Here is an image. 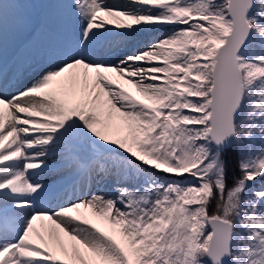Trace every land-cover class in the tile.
Listing matches in <instances>:
<instances>
[{"label": "snow or ice", "instance_id": "snow-or-ice-1", "mask_svg": "<svg viewBox=\"0 0 264 264\" xmlns=\"http://www.w3.org/2000/svg\"><path fill=\"white\" fill-rule=\"evenodd\" d=\"M25 7L0 0V44L15 47L0 87L19 82L33 46ZM43 7L49 63L0 95V264H264V0ZM162 28L144 50L97 56ZM49 160L70 189L40 182ZM93 180L115 197L86 193ZM61 190L73 198L53 208Z\"/></svg>", "mask_w": 264, "mask_h": 264}, {"label": "bare ground", "instance_id": "bare-ground-1", "mask_svg": "<svg viewBox=\"0 0 264 264\" xmlns=\"http://www.w3.org/2000/svg\"><path fill=\"white\" fill-rule=\"evenodd\" d=\"M22 3L26 5L24 11L27 18L31 22L32 36H33V46L25 54V61L19 65V71L21 73L19 82L15 80H10L9 85L4 88L0 87V95L8 96L15 94L21 89L23 83H31L33 79L37 78L41 72L45 69L46 65L49 63L44 57V52L40 50L44 47L48 34L47 32L40 31V22L46 13L49 14V19L52 17L50 15V10L43 7L45 4L54 2V0H21ZM122 2V0H109V3ZM161 31V32H159ZM171 28H162L153 30V31H144L137 34H132L128 38V43H134L131 50L128 52H135L137 50H144L150 41L155 39L162 38L165 35L171 34ZM125 38L112 37L107 43L102 44L97 49V56L100 60L105 62H110L114 60L118 55L123 52H120V44ZM15 55V47L10 39H5L2 44H0V59L5 63H10L12 58ZM15 71V69H14ZM24 85V84H23ZM52 171L46 173L45 176L40 178V182L48 185L50 189H61L62 186H67L71 188L72 176L67 172L58 161L49 160ZM84 191L86 193H96L104 194L107 197L114 198L116 193L114 191V184L111 181H100L93 180L88 181L84 185ZM80 187L77 183L76 194L79 196ZM57 199H53V208L57 206V203H66L68 200L72 199V193L69 190L67 196L64 195L63 190L55 194ZM87 198V197H81Z\"/></svg>", "mask_w": 264, "mask_h": 264}, {"label": "trees", "instance_id": "trees-1", "mask_svg": "<svg viewBox=\"0 0 264 264\" xmlns=\"http://www.w3.org/2000/svg\"><path fill=\"white\" fill-rule=\"evenodd\" d=\"M227 158L229 159V187L232 186V179L231 177L240 176V172L238 171V155L235 149H232L229 153H227Z\"/></svg>", "mask_w": 264, "mask_h": 264}, {"label": "rangeland", "instance_id": "rangeland-1", "mask_svg": "<svg viewBox=\"0 0 264 264\" xmlns=\"http://www.w3.org/2000/svg\"><path fill=\"white\" fill-rule=\"evenodd\" d=\"M161 30V29H160ZM159 32H161V31H159ZM135 34H137V33H135ZM133 44L134 43H128V38H125L124 40H123V42L120 44L121 46V48H120V52H125V51H129V50H131L132 49V47H133ZM24 84V85H23ZM21 86V89L22 88H24V87H27V86H29L30 85V83H23ZM235 149V148H234ZM236 150V149H235ZM238 171H239V169H238ZM240 172V171H239ZM240 175H241V172H240ZM258 188L259 187H264V180H260L259 182H258V184L256 185ZM106 198H107V196H106Z\"/></svg>", "mask_w": 264, "mask_h": 264}]
</instances>
